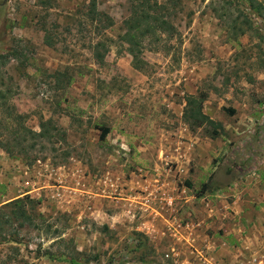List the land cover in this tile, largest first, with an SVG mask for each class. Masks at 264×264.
Here are the masks:
<instances>
[{"label": "rangeland", "instance_id": "1", "mask_svg": "<svg viewBox=\"0 0 264 264\" xmlns=\"http://www.w3.org/2000/svg\"><path fill=\"white\" fill-rule=\"evenodd\" d=\"M159 1L139 70L130 0H0V138L47 122L0 146V207L41 200L0 261L264 264V0ZM199 92L219 129L184 119Z\"/></svg>", "mask_w": 264, "mask_h": 264}, {"label": "trees", "instance_id": "2", "mask_svg": "<svg viewBox=\"0 0 264 264\" xmlns=\"http://www.w3.org/2000/svg\"><path fill=\"white\" fill-rule=\"evenodd\" d=\"M254 1L255 0H252L251 4L253 6ZM130 2L133 7L132 15L126 20V32L122 35V40L128 44L127 49L133 57L134 67L143 70L145 67V60L142 58V47L147 36L155 35L159 31L174 36L177 28L168 17L169 6L166 3H161L159 0H130ZM14 55H16V53ZM97 57L102 59L104 54H97ZM55 75L58 80H60V72H56ZM207 97V94L204 92L187 95L184 119L190 123L192 127H201L205 124H211L219 129L220 124L204 112V102L207 100ZM100 129L101 138L105 139L111 131V128L102 125ZM9 133L12 138L7 141L0 138V146L14 155L15 147L24 148V144L28 140L27 137L34 140H47V122L43 121L41 123L40 130L22 127L18 130H10ZM20 136H22L23 139H18ZM35 145L37 144H32V146ZM36 160L37 158L29 160V163H33ZM40 202V199L25 195L24 197H19L10 201L5 204L3 208L0 207V242H21V240L14 235L7 236L3 234V230L5 229L3 227L8 224L18 223L21 228H27V226L39 228L40 225L34 218L37 214L33 213V210H35L36 205L40 204ZM69 260L72 262L74 259L69 258ZM0 264L6 263L0 261Z\"/></svg>", "mask_w": 264, "mask_h": 264}]
</instances>
